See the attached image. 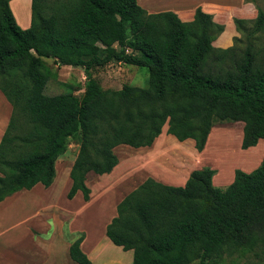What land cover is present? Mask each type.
<instances>
[{
	"label": "trees",
	"instance_id": "1",
	"mask_svg": "<svg viewBox=\"0 0 264 264\" xmlns=\"http://www.w3.org/2000/svg\"><path fill=\"white\" fill-rule=\"evenodd\" d=\"M0 0V90L12 114L0 141V203L41 183L50 187L56 163L72 141L68 197L90 200L88 174L111 173L120 145L152 146L168 124L180 141L203 151L216 123L243 122L242 147L264 139V9L255 20L235 18L232 46L213 42L225 26L196 10L191 21L173 11L149 13L137 0H32V23L21 28ZM83 68L82 95L66 85L51 95L57 73L46 62ZM147 67L146 87L104 89L96 68L110 63ZM234 181L214 185L215 169L192 170L184 186L148 177L117 205L106 235L132 264H213L229 249L264 255V159ZM82 234L69 248L92 264Z\"/></svg>",
	"mask_w": 264,
	"mask_h": 264
},
{
	"label": "rangeland",
	"instance_id": "2",
	"mask_svg": "<svg viewBox=\"0 0 264 264\" xmlns=\"http://www.w3.org/2000/svg\"><path fill=\"white\" fill-rule=\"evenodd\" d=\"M255 1L257 9H264V0ZM236 12L229 11V23L234 21L235 24L233 14ZM238 36H241L240 32ZM262 42L264 33L258 43ZM46 62L57 73V78L48 83V94L62 93L66 91V85L72 87L75 94H83L86 86L83 68L59 65L52 58H46ZM93 74L104 89L117 90L125 84L146 87L149 83L148 68L130 64L110 63L94 69ZM243 128V122L216 123L201 152L196 149L193 139L180 141L169 134L168 124L152 146L134 148L120 145L115 149L121 160L119 166L111 173L88 174L91 202L85 201L82 192L73 198L68 197V180L71 185V177L70 173L67 176L62 164L68 157L77 155L79 145L72 141L65 158H60L63 162L57 163L59 182L54 191L48 193L43 190V184H38L0 203V264H79L70 257L69 247L82 234L85 236L82 246L92 264H99L98 257L103 252L106 263L119 258L121 264H132L133 250H124L106 235L105 228L116 216L120 200L148 177L185 180L192 170L203 167L215 169L214 185L226 188L234 181V170L253 171L264 159V139L251 148L242 147ZM249 156L258 159L251 162ZM106 180H118L115 185L117 191L108 194L104 188ZM113 186H110L112 190ZM175 186L184 185L178 182ZM198 263L199 259H194L190 264ZM213 264H264V255L227 249Z\"/></svg>",
	"mask_w": 264,
	"mask_h": 264
},
{
	"label": "crops",
	"instance_id": "3",
	"mask_svg": "<svg viewBox=\"0 0 264 264\" xmlns=\"http://www.w3.org/2000/svg\"><path fill=\"white\" fill-rule=\"evenodd\" d=\"M137 1L139 5L142 6L144 9H146L149 13H157V12H162V11H173L177 13L178 16L183 21H191L194 18V15L198 8H201L203 11L212 14L216 22L223 24L225 26L224 31L213 42L214 46L221 47V48H227V47L232 46L234 43V38L236 37V36L235 37L233 36V33H237V36L239 34L236 28V25L233 23L234 21L232 23H229V21H227L229 18L228 14L230 10L237 11L236 13L233 14L235 18H243V19L250 20V19H253L255 16L257 17L258 15V9H257L255 0H137ZM10 7L12 9V12L14 14V17L18 25L23 29L29 28L32 23V0H11ZM4 96L3 94L0 93V141L7 128V125L10 120V116L12 114V111H11L12 105L10 106L11 103L9 102L10 103L9 104L7 102L8 101L7 98ZM75 158L76 156L68 157L67 159H65L66 160L65 163L62 164L64 165V168H65V171L67 172L68 177H69L70 169L72 168V165L75 161ZM62 159H58L57 163L59 164V162ZM57 163H56V167H57ZM120 163H121V160L117 166H119ZM189 176L190 175H188L187 179L185 180H158V181H161L169 185H175V183H178V182H180V184L185 185ZM58 179L59 177L57 178V174H56V178L53 184L48 188L45 187V189L43 190H45L48 193L49 192L51 193L52 191H54V189L56 188L59 182ZM69 181L70 180H68V185H69L68 189L71 188L72 178H71V185ZM117 181L118 180H115V181L106 180V183L104 184V188L108 194L110 193V191H113V192L117 191V188L115 186L117 184ZM111 184H114L113 190L110 187ZM120 185H121V188H124L123 184H120ZM88 202H91V201H88Z\"/></svg>",
	"mask_w": 264,
	"mask_h": 264
},
{
	"label": "bare ground",
	"instance_id": "4",
	"mask_svg": "<svg viewBox=\"0 0 264 264\" xmlns=\"http://www.w3.org/2000/svg\"><path fill=\"white\" fill-rule=\"evenodd\" d=\"M249 158H250V160H251V162H255L256 161V158H254V156L251 158L250 156H249ZM108 244V243H107ZM96 250H97V248H96ZM91 252V251H90ZM107 257V256H106ZM105 257V258H106ZM98 262H99V264H121V261H120V259L118 258V259H115L114 258V260H110V261H108L107 263H106V261L104 260V252L103 253H101L100 255H99V257H98ZM95 264V263H94Z\"/></svg>",
	"mask_w": 264,
	"mask_h": 264
}]
</instances>
